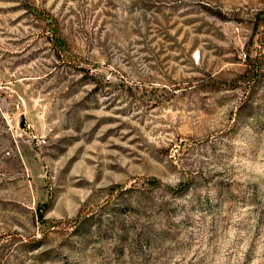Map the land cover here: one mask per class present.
<instances>
[{"label": "rangeland", "instance_id": "374dc122", "mask_svg": "<svg viewBox=\"0 0 264 264\" xmlns=\"http://www.w3.org/2000/svg\"><path fill=\"white\" fill-rule=\"evenodd\" d=\"M0 264H264V0H0Z\"/></svg>", "mask_w": 264, "mask_h": 264}]
</instances>
